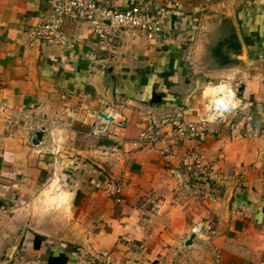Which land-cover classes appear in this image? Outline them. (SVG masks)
Segmentation results:
<instances>
[{
  "label": "crops",
  "instance_id": "obj_1",
  "mask_svg": "<svg viewBox=\"0 0 264 264\" xmlns=\"http://www.w3.org/2000/svg\"><path fill=\"white\" fill-rule=\"evenodd\" d=\"M50 1L0 0V264H264V0H95L171 13L159 43L105 49L83 22L32 36ZM215 85L235 107L203 123ZM150 130L165 144L134 145Z\"/></svg>",
  "mask_w": 264,
  "mask_h": 264
},
{
  "label": "built area",
  "instance_id": "obj_2",
  "mask_svg": "<svg viewBox=\"0 0 264 264\" xmlns=\"http://www.w3.org/2000/svg\"><path fill=\"white\" fill-rule=\"evenodd\" d=\"M51 16L43 20L38 19L31 27V34L37 40L47 44H60L64 34V21L83 22L105 49L114 39L128 31L140 32L151 42H160L164 32V25L170 16V10L160 6L153 12L147 11L138 5H130L121 10L112 9L105 4H98L95 0H51ZM261 58V56H259ZM210 101L205 110L203 123H215L232 113L235 107L237 86H211ZM170 135L176 141H187L199 136V128L189 122L179 119L169 120ZM100 131L97 127L92 130L93 135ZM165 144V139L158 132L150 130L141 133L134 145L156 146ZM161 154L167 153L161 149ZM186 166L197 163L191 154L183 159ZM108 195L115 201H120L122 184L118 180L109 179L106 183Z\"/></svg>",
  "mask_w": 264,
  "mask_h": 264
},
{
  "label": "water",
  "instance_id": "obj_3",
  "mask_svg": "<svg viewBox=\"0 0 264 264\" xmlns=\"http://www.w3.org/2000/svg\"><path fill=\"white\" fill-rule=\"evenodd\" d=\"M100 117H101L103 120H108L107 116H105V115H100ZM41 135H42L41 132H36V133L34 134V139L32 140V144H33V145H36V144L38 143L39 139L41 138ZM92 162H93V161H92ZM93 163H94L97 167H99V165H98L96 162H93ZM193 238H194V235L191 234V235L187 238V240L184 241V246H185V247L190 246L191 243H192ZM16 247H17V242L14 244V246H12V248L9 250V252H8V254H7V258H8L9 260H11L12 255H13V253H14Z\"/></svg>",
  "mask_w": 264,
  "mask_h": 264
},
{
  "label": "rangeland",
  "instance_id": "obj_4",
  "mask_svg": "<svg viewBox=\"0 0 264 264\" xmlns=\"http://www.w3.org/2000/svg\"><path fill=\"white\" fill-rule=\"evenodd\" d=\"M55 188V185L52 183L48 187V191H52ZM194 261L193 259L191 260ZM196 261V260H195ZM167 264H190V261L188 259H183L182 256L174 257L172 260H166Z\"/></svg>",
  "mask_w": 264,
  "mask_h": 264
}]
</instances>
